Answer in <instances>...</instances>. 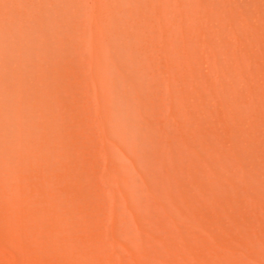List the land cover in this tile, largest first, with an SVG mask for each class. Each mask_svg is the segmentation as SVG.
Returning <instances> with one entry per match:
<instances>
[{
  "label": "bare ground",
  "instance_id": "6f19581e",
  "mask_svg": "<svg viewBox=\"0 0 264 264\" xmlns=\"http://www.w3.org/2000/svg\"><path fill=\"white\" fill-rule=\"evenodd\" d=\"M205 1H212L211 8L215 3ZM214 1L221 4L213 9L216 17L223 4ZM236 1L224 4L235 2L244 18L252 14L264 25V0ZM197 2L0 0V190L11 188L13 174L32 159H66L92 205L142 208L153 224L161 215L156 210L167 214L185 189L196 191L197 181L218 183L222 170H241L264 182L260 141H250L255 148L244 145V133L247 143L234 139L229 145L221 131L220 114L230 119V110L232 118L245 119L242 112L254 106L256 94L243 72L253 65L248 57L236 64L247 65L241 68L245 83L237 69L239 76L228 73L226 64L241 54L229 47L237 31L229 42V34L221 35L210 21L215 31L203 25L206 32ZM257 37L254 42L262 39ZM228 157L237 159L236 166ZM149 208L155 213L148 214Z\"/></svg>",
  "mask_w": 264,
  "mask_h": 264
},
{
  "label": "rangeland",
  "instance_id": "374dc122",
  "mask_svg": "<svg viewBox=\"0 0 264 264\" xmlns=\"http://www.w3.org/2000/svg\"><path fill=\"white\" fill-rule=\"evenodd\" d=\"M226 1H220L223 4L221 7L223 11L214 10L219 12L221 17L219 13H214L216 17L213 16V9L220 8L221 5L214 0L215 3L212 5L214 8H211L212 1H208L209 6L205 0H198L197 5L204 3H201L199 8L197 6L195 12H198L199 18V13L202 15L200 20H206L204 23L201 22V27L206 25L208 28L207 22L210 21L211 25L216 23L217 25L214 24L216 31L221 35L229 34L227 35L229 42L232 41L231 35L237 31L235 33L237 36H233L235 39L232 41L235 44L231 42L225 46L228 50V45L229 47L235 45L236 49L230 47L234 49L233 52L236 50L238 54L243 55L240 54L239 60L238 55L235 59L232 57L233 60L226 64V69L229 74L238 75L235 74L238 72L240 74L238 76L242 77L241 68L249 59L251 62L248 61L247 64L249 67L253 65L257 73L248 72L250 68L252 71L254 69L248 67L247 70L246 65L243 68L248 74L243 71L245 74L243 76L248 85L252 84L254 88L252 90L257 96L255 95L252 100L254 104L251 102L254 106L249 105L252 109L242 112L246 121L243 118V120L232 118L230 110L228 111L230 113L226 114L228 106H223L225 101H222L220 109L224 108L226 111L220 113L226 114L227 117L229 115L230 119L220 114L223 128L221 131L225 136L223 133L220 135L229 145L237 142L243 145L249 140L248 144L244 145L252 147L254 144L252 142L260 141L262 147L255 150L264 158V97L260 96H264L260 93H264V44L261 42L262 39L264 41V25L261 21L252 20L254 16L250 18L248 15L252 14L247 11L249 19L247 16L245 19V11L234 9L235 6L240 7L237 6L236 0L232 1H236L237 4L235 2L224 4ZM204 7H208L206 8L208 12L212 9V14L202 11ZM241 8L240 10H243L244 7ZM225 9H231V13L228 10L229 14H226ZM203 12L208 15L206 18L201 14ZM221 12L237 18L241 15L240 12H243V18L242 16L239 18L244 21L240 22H244L242 24L250 28L257 22L255 25L259 29L256 26L251 30L244 29L243 25L238 24L237 18L233 19L231 16L229 18L232 20L228 21L226 15H222ZM211 16L215 19L213 20ZM217 16L224 20L217 19ZM248 20L249 23L253 21L252 26L247 24ZM222 23L230 24L227 30L223 28L224 25L221 26ZM206 26L203 28L207 32ZM253 31L256 35H253L255 34ZM209 33L206 34L211 35ZM257 35L262 39L254 42ZM210 37L209 39L212 38ZM221 37L224 39V36ZM224 40L225 43H229L226 42L227 39ZM252 44H256L254 45L256 48H252ZM231 49L229 50L232 51ZM253 52L255 56L251 55ZM246 53L249 54L244 57ZM240 59L244 62L238 67L236 64H239ZM251 74L253 78H250ZM241 79L243 80V77ZM234 98L232 101H235ZM237 132L238 134L240 132V135L243 133L240 138H236ZM244 133L248 138L246 142ZM234 139L237 142H234ZM256 142L255 144H258ZM251 149L255 152L253 148ZM228 160L231 165L236 166L237 159L228 157ZM220 175L218 183L197 181L196 191L185 189L178 202L170 206L168 204L167 211L170 207L172 210L169 209L167 214L166 210H162L161 213L156 210L157 214L161 215L151 224L152 222L148 223L145 220L147 215L142 208L138 212L136 209L120 208L112 203L104 210L92 205L90 193L86 191L81 178L66 159L47 157L32 159L24 168L13 174L11 188L0 190V264H264V182L261 178L256 182V176L236 169H233V174L222 170ZM96 188L105 189L99 185H96ZM149 209L145 210L149 211L148 214L155 213L151 212L153 209Z\"/></svg>",
  "mask_w": 264,
  "mask_h": 264
}]
</instances>
